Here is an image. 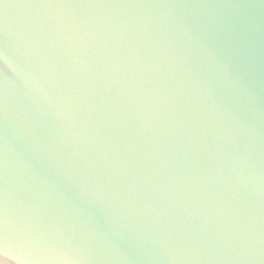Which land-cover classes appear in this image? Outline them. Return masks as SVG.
I'll list each match as a JSON object with an SVG mask.
<instances>
[{
    "label": "water",
    "instance_id": "water-1",
    "mask_svg": "<svg viewBox=\"0 0 264 264\" xmlns=\"http://www.w3.org/2000/svg\"><path fill=\"white\" fill-rule=\"evenodd\" d=\"M0 264H264V0H0Z\"/></svg>",
    "mask_w": 264,
    "mask_h": 264
}]
</instances>
